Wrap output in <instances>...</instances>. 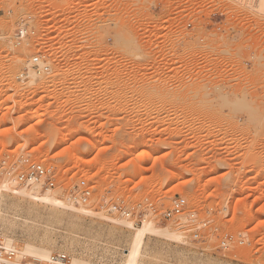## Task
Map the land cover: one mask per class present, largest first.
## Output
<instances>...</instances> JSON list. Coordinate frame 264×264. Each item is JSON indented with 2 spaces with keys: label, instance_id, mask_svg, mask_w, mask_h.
Wrapping results in <instances>:
<instances>
[{
  "label": "rangeland",
  "instance_id": "rangeland-1",
  "mask_svg": "<svg viewBox=\"0 0 264 264\" xmlns=\"http://www.w3.org/2000/svg\"><path fill=\"white\" fill-rule=\"evenodd\" d=\"M0 26V159L53 166L64 202L81 180L95 190V214H77L0 169L5 239L118 264L133 229L101 198H147V220L180 231L163 219L180 195L206 241L147 237L144 264H264V0H0ZM224 233L242 243L218 248Z\"/></svg>",
  "mask_w": 264,
  "mask_h": 264
},
{
  "label": "built area",
  "instance_id": "built-area-1",
  "mask_svg": "<svg viewBox=\"0 0 264 264\" xmlns=\"http://www.w3.org/2000/svg\"><path fill=\"white\" fill-rule=\"evenodd\" d=\"M34 34L35 29L31 26V17L21 18L15 31L17 44ZM41 62L43 61L39 55L33 58L32 63L34 67L39 68L38 64ZM0 169L8 181L12 183L38 188L42 191H51L57 186V175L54 167L26 155L11 153L4 156L0 159ZM70 198L77 205L94 207V187L87 180H81L72 189ZM97 206L100 213L122 218L134 226L143 224L153 209L151 201L147 198L131 206L124 199H111L109 196H104ZM163 219L173 221L185 237L200 242L206 241L205 229L209 220L201 219L196 210L190 209L188 200L184 196L179 195L173 199L171 207L163 213ZM236 242L242 243L234 234L224 233L219 240L218 248L226 250ZM0 264H72V257L64 252H51L47 259H40L19 253L8 246L5 237L0 232Z\"/></svg>",
  "mask_w": 264,
  "mask_h": 264
},
{
  "label": "bare ground",
  "instance_id": "bare-ground-1",
  "mask_svg": "<svg viewBox=\"0 0 264 264\" xmlns=\"http://www.w3.org/2000/svg\"><path fill=\"white\" fill-rule=\"evenodd\" d=\"M29 75L31 76V74ZM102 167H103L102 165L99 166V169H101ZM7 183L8 182H6V184L4 185L2 184L3 186L2 185L0 186V191L2 188L4 189L11 188L10 190H12V192L22 197H28L34 202L45 204L47 206L49 205V206L60 207L64 210L71 211L77 214H82V215L93 216L95 214L93 210H91L87 206L77 205L73 201L72 202L62 201L51 191H42L38 188H31L28 186H21L19 188H16V187L9 188L8 187L9 185H7ZM0 203H1V196H0ZM109 219L110 221L114 222L115 225L125 224V225H129L133 229V232L128 239L129 248L126 250L124 254L125 256L122 258V260L118 264H144L143 262L145 260V259L143 260V257L145 255L144 246H145V241L147 237H150L153 235H162L167 238L174 239L176 241H180V242L185 241L184 239L185 236L181 231H178V230L176 231L175 229L171 230L169 228H163L161 227V225L159 226L158 223L153 220H149V221L147 220L142 224V226L135 227L134 225H132V223L126 220H119V219H114V218L112 219L109 218ZM6 241L9 247L13 248L19 253L32 255L40 259H47L49 254L51 253V249L49 248H46L43 246L42 247L35 246L29 243H24L12 237H7ZM72 264H93V263H91L90 261L78 258V257H72Z\"/></svg>",
  "mask_w": 264,
  "mask_h": 264
}]
</instances>
